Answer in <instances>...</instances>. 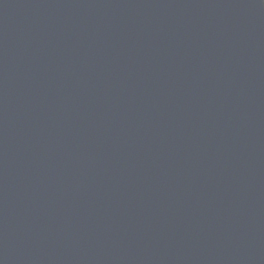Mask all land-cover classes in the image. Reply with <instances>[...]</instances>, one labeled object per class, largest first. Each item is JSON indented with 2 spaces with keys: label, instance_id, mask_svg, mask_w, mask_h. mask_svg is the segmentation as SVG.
I'll return each instance as SVG.
<instances>
[{
  "label": "water",
  "instance_id": "95a60500",
  "mask_svg": "<svg viewBox=\"0 0 264 264\" xmlns=\"http://www.w3.org/2000/svg\"><path fill=\"white\" fill-rule=\"evenodd\" d=\"M0 264H264V0H0Z\"/></svg>",
  "mask_w": 264,
  "mask_h": 264
}]
</instances>
